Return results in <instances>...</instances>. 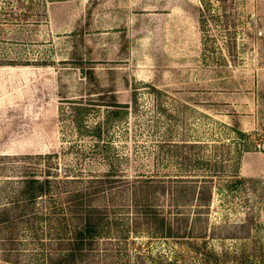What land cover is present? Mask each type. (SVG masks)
I'll use <instances>...</instances> for the list:
<instances>
[{
	"label": "rangeland",
	"instance_id": "rangeland-1",
	"mask_svg": "<svg viewBox=\"0 0 264 264\" xmlns=\"http://www.w3.org/2000/svg\"><path fill=\"white\" fill-rule=\"evenodd\" d=\"M47 170L62 191L114 170L124 212L141 180L208 176L203 205L150 188L205 236L131 233L124 263L264 264V0H0V207ZM64 201L38 206L54 219ZM41 243L0 226V264L63 251Z\"/></svg>",
	"mask_w": 264,
	"mask_h": 264
},
{
	"label": "trees",
	"instance_id": "trees-1",
	"mask_svg": "<svg viewBox=\"0 0 264 264\" xmlns=\"http://www.w3.org/2000/svg\"><path fill=\"white\" fill-rule=\"evenodd\" d=\"M109 102L107 105L111 107L118 105L114 98ZM195 159L198 164L202 163L200 158ZM206 165L212 167V172L218 170L211 161ZM210 175L221 176L218 172ZM204 177L201 181H164L155 178L141 180L140 182L145 183L142 193L146 191L148 195L142 201H138L136 196L134 204L124 212L114 202L117 195L124 192H115L119 188L114 184L118 179L114 170L96 178L99 183L91 190L93 185L62 191L58 189L55 179L51 178L50 170L41 177L26 174L17 183L10 200L0 207V226L17 231L23 225L24 230L34 235L38 243L42 242L41 250H63L46 254L43 257L45 264H125L131 233L138 235L146 232L152 236L181 240L205 236L204 233L193 235L194 227L187 231L186 226L175 225L150 198V188L153 186L152 188L157 189L161 187L164 193L168 191L176 207L186 206L190 199L196 200L199 205L206 204L212 195V178L208 181V176ZM109 182L112 185L108 187ZM157 189L153 191L155 197ZM62 195L65 196V201L60 208V217L53 219L52 214L39 209L40 200L56 201ZM200 217L198 213L197 219L200 220ZM41 223H48L46 232L40 227ZM46 234L49 235L48 240L53 242L51 245L56 247H47V239L43 237ZM8 240L12 238L9 237Z\"/></svg>",
	"mask_w": 264,
	"mask_h": 264
}]
</instances>
